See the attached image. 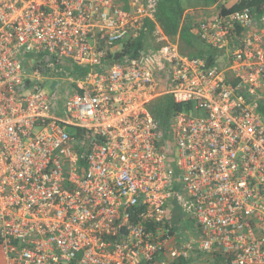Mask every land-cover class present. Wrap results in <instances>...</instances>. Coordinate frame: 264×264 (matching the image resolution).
<instances>
[{
    "label": "built area",
    "instance_id": "1",
    "mask_svg": "<svg viewBox=\"0 0 264 264\" xmlns=\"http://www.w3.org/2000/svg\"><path fill=\"white\" fill-rule=\"evenodd\" d=\"M157 3L0 0L6 264H264V14L199 12L213 65L158 25L107 64ZM165 95L186 107L167 124Z\"/></svg>",
    "mask_w": 264,
    "mask_h": 264
},
{
    "label": "trees",
    "instance_id": "2",
    "mask_svg": "<svg viewBox=\"0 0 264 264\" xmlns=\"http://www.w3.org/2000/svg\"><path fill=\"white\" fill-rule=\"evenodd\" d=\"M124 5L125 9L128 10V3L124 2ZM218 8L222 10V13L250 8L255 14L262 15L264 14V0H238L229 8L225 4L218 5ZM156 25L162 29L163 33L170 40L173 42L178 41L183 52L188 53L189 56L207 59L209 65L215 63L217 53L203 43L197 35L200 25L198 15L186 13V9L183 7L181 0H158L155 21L147 20L145 23L148 32H142L137 37H128L121 43L119 51L108 54L106 58L107 64L112 65L118 62H125L126 60L137 58L143 52L152 49L154 41L152 32L155 30ZM152 107L155 117L160 119L164 124H167L173 115L186 110L185 106L175 104L170 95L159 97L154 101ZM260 112L264 114V104L260 105ZM179 211V207H177L172 218L176 223L181 218ZM190 260V264H194V259ZM185 263L187 261L182 259L177 264ZM0 264H6L1 239Z\"/></svg>",
    "mask_w": 264,
    "mask_h": 264
},
{
    "label": "rangeland",
    "instance_id": "3",
    "mask_svg": "<svg viewBox=\"0 0 264 264\" xmlns=\"http://www.w3.org/2000/svg\"><path fill=\"white\" fill-rule=\"evenodd\" d=\"M123 2H127L129 3L130 0H121ZM182 1V5L186 10H190L192 12H208L209 10L217 7V5H220L221 3H225L228 5H231L233 2L231 0H181ZM217 3V4H216ZM68 133H73V130L71 129H67ZM187 225H190L189 222H186V224H181L182 226V230L179 232L178 235V240L179 241H183V242H187L188 241V232H187ZM196 235V233H195ZM199 245L197 244V247ZM184 248H186L184 246ZM197 254L195 256V264H208V256L206 254H204L202 251H195ZM187 263L185 264H190V259L186 260ZM211 264V263H209Z\"/></svg>",
    "mask_w": 264,
    "mask_h": 264
},
{
    "label": "crops",
    "instance_id": "4",
    "mask_svg": "<svg viewBox=\"0 0 264 264\" xmlns=\"http://www.w3.org/2000/svg\"><path fill=\"white\" fill-rule=\"evenodd\" d=\"M233 3L231 4V5H228V3L227 4H225V3H221L220 5H222V4H225L228 8L229 7H231L235 2H237L238 0H231ZM216 8V7H215ZM214 9V8H213ZM189 12H191L192 14H196V15H198L196 12H192V11H190V10H186V13H189ZM199 13V12H198ZM202 19L203 18V15H198V19Z\"/></svg>",
    "mask_w": 264,
    "mask_h": 264
},
{
    "label": "water",
    "instance_id": "5",
    "mask_svg": "<svg viewBox=\"0 0 264 264\" xmlns=\"http://www.w3.org/2000/svg\"><path fill=\"white\" fill-rule=\"evenodd\" d=\"M223 57V56H222ZM220 67L222 68L223 66H222V63H220ZM54 86H55V82L53 83V85H52V87H51V89H53L54 88Z\"/></svg>",
    "mask_w": 264,
    "mask_h": 264
}]
</instances>
